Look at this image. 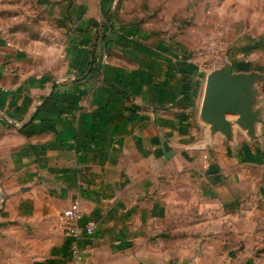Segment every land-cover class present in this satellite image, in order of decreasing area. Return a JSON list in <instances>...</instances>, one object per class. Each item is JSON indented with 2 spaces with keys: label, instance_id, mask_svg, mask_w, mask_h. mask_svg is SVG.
<instances>
[{
  "label": "crops",
  "instance_id": "crops-1",
  "mask_svg": "<svg viewBox=\"0 0 264 264\" xmlns=\"http://www.w3.org/2000/svg\"><path fill=\"white\" fill-rule=\"evenodd\" d=\"M227 20L216 0H0V264H69L74 201L84 264H264V123L213 134L176 51L225 23L233 72L264 74V33Z\"/></svg>",
  "mask_w": 264,
  "mask_h": 264
},
{
  "label": "water",
  "instance_id": "water-1",
  "mask_svg": "<svg viewBox=\"0 0 264 264\" xmlns=\"http://www.w3.org/2000/svg\"><path fill=\"white\" fill-rule=\"evenodd\" d=\"M226 57L220 68L206 76L201 117L211 126L213 134L221 132L228 140L233 138L232 127L235 123L254 138L255 126L264 123V105H259L262 93L259 86L264 82V74L233 72ZM229 114L239 117L232 120L227 117Z\"/></svg>",
  "mask_w": 264,
  "mask_h": 264
},
{
  "label": "built area",
  "instance_id": "built-area-1",
  "mask_svg": "<svg viewBox=\"0 0 264 264\" xmlns=\"http://www.w3.org/2000/svg\"><path fill=\"white\" fill-rule=\"evenodd\" d=\"M117 0H114V4ZM177 55L183 60L193 63L195 67L207 76L210 71L218 69L225 57L226 49L224 47V33L219 29L216 32V41L208 46L196 49H188L183 46L176 47ZM4 87L0 85V90ZM83 212L79 201L72 202L62 212L60 218L61 226L70 234L72 243L70 247V263L84 264L85 255L83 250V240L85 236L94 232V223L82 225L81 220Z\"/></svg>",
  "mask_w": 264,
  "mask_h": 264
},
{
  "label": "rangeland",
  "instance_id": "rangeland-1",
  "mask_svg": "<svg viewBox=\"0 0 264 264\" xmlns=\"http://www.w3.org/2000/svg\"><path fill=\"white\" fill-rule=\"evenodd\" d=\"M121 1L122 0H117V3L114 4L115 9L118 8ZM216 3H218V8L220 9L222 17L228 18L226 23L230 24L231 31H236V29L240 28L242 33H244L243 35H251L254 33L258 35L257 37H259V39L263 37L261 32L264 33V0H216ZM222 7L224 8L223 12L221 11ZM219 29L223 30L225 36V23L218 22L213 31L216 33ZM233 55H235L234 52ZM225 56H229V50L225 53ZM230 59L231 58H228V61L231 63L232 69L234 70L236 65H234ZM252 71L261 73V71L258 70Z\"/></svg>",
  "mask_w": 264,
  "mask_h": 264
},
{
  "label": "trees",
  "instance_id": "trees-1",
  "mask_svg": "<svg viewBox=\"0 0 264 264\" xmlns=\"http://www.w3.org/2000/svg\"><path fill=\"white\" fill-rule=\"evenodd\" d=\"M110 13H108V15H109ZM110 16V15H109Z\"/></svg>",
  "mask_w": 264,
  "mask_h": 264
}]
</instances>
